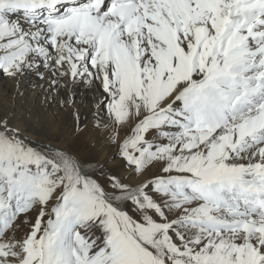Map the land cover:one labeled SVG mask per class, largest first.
I'll return each mask as SVG.
<instances>
[{"label": "snow or ice", "instance_id": "obj_1", "mask_svg": "<svg viewBox=\"0 0 264 264\" xmlns=\"http://www.w3.org/2000/svg\"><path fill=\"white\" fill-rule=\"evenodd\" d=\"M0 80V264H264V0H0Z\"/></svg>", "mask_w": 264, "mask_h": 264}, {"label": "bare ground", "instance_id": "obj_2", "mask_svg": "<svg viewBox=\"0 0 264 264\" xmlns=\"http://www.w3.org/2000/svg\"><path fill=\"white\" fill-rule=\"evenodd\" d=\"M24 93L23 96H15L13 100V86L7 81L0 80V108L11 107L15 104V107L19 110H30L33 119L47 126L53 135L56 134L57 128L64 129L71 123L72 118L69 114L71 112L70 108L67 110H60L55 106L43 104L40 96H34L28 85H24ZM78 107H80L82 113L86 111L85 104H80ZM88 135H90V133H85V136ZM109 155V152H105L101 158H107Z\"/></svg>", "mask_w": 264, "mask_h": 264}]
</instances>
